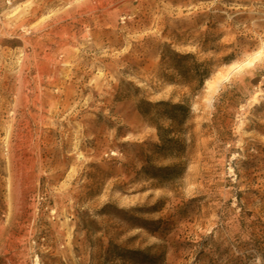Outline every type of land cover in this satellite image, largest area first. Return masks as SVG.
<instances>
[{
    "label": "rangeland",
    "instance_id": "rangeland-1",
    "mask_svg": "<svg viewBox=\"0 0 264 264\" xmlns=\"http://www.w3.org/2000/svg\"><path fill=\"white\" fill-rule=\"evenodd\" d=\"M0 264H264V0H0Z\"/></svg>",
    "mask_w": 264,
    "mask_h": 264
},
{
    "label": "trees",
    "instance_id": "trees-1",
    "mask_svg": "<svg viewBox=\"0 0 264 264\" xmlns=\"http://www.w3.org/2000/svg\"><path fill=\"white\" fill-rule=\"evenodd\" d=\"M144 104H148V105H153V104H155V103H151V102H148V101H144ZM177 106H179V105H177ZM146 114L148 113L147 111H144ZM160 129V131H161V128H159L158 127V130ZM160 136H161V132H160Z\"/></svg>",
    "mask_w": 264,
    "mask_h": 264
}]
</instances>
